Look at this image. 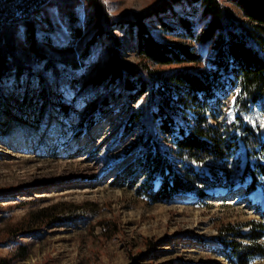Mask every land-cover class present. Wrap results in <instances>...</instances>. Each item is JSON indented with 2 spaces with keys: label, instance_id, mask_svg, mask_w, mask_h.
Returning <instances> with one entry per match:
<instances>
[{
  "label": "trees",
  "instance_id": "1",
  "mask_svg": "<svg viewBox=\"0 0 264 264\" xmlns=\"http://www.w3.org/2000/svg\"><path fill=\"white\" fill-rule=\"evenodd\" d=\"M84 3L88 16L81 22L74 0H45L37 11L49 34L38 36L30 18L0 30V102L24 115L42 107L50 94L60 98L59 88L78 98L93 87L106 92L96 112L125 95L130 122L140 129L131 150L149 179L152 200L180 194L201 199L207 189L231 192L238 184L246 195L258 188L264 193V0H155L144 10L122 14L107 12L101 0ZM53 8L66 29L60 43L51 36ZM20 25L26 50L17 45ZM156 29L179 40H159ZM98 45L104 49L103 66L84 81ZM232 99L235 120H218ZM71 208L59 203L36 209L18 224L1 226L0 238L34 234L72 216ZM244 226L248 232L235 230L232 240L219 230L224 255L237 264L264 256V211ZM27 255V246L20 245L0 264Z\"/></svg>",
  "mask_w": 264,
  "mask_h": 264
},
{
  "label": "rangeland",
  "instance_id": "2",
  "mask_svg": "<svg viewBox=\"0 0 264 264\" xmlns=\"http://www.w3.org/2000/svg\"><path fill=\"white\" fill-rule=\"evenodd\" d=\"M74 1L84 22V0ZM101 1L107 12L122 14L144 10L155 0ZM50 16L51 36L60 43L64 22L55 8ZM33 20L38 36L49 34L39 12ZM158 30L154 34L159 40H179ZM16 35L18 47L26 50L24 26ZM123 56L134 61L127 51ZM104 59V49L96 46L90 59L94 66L84 81L100 70ZM59 92L60 98L50 94L42 107L24 115L0 102V227L59 203L73 207V214L34 234L1 237L0 258H9L25 245L27 257L11 264H237L224 255L219 230L226 233L225 240H232L235 230L248 232L244 225L259 220L264 211V203L251 197L260 188L246 195L238 184L231 192L207 189L201 199L180 194L154 201L148 195L149 179L131 150L140 129L130 122L125 95L93 112L106 94L102 89L87 88L78 98L67 87ZM62 106L69 109L62 111ZM224 116L235 120L234 99L222 108L218 120ZM208 121L215 123L209 115ZM239 160L244 167V146ZM158 187L155 182L153 189ZM231 227L234 230L227 233ZM247 264H264V256Z\"/></svg>",
  "mask_w": 264,
  "mask_h": 264
},
{
  "label": "built area",
  "instance_id": "3",
  "mask_svg": "<svg viewBox=\"0 0 264 264\" xmlns=\"http://www.w3.org/2000/svg\"><path fill=\"white\" fill-rule=\"evenodd\" d=\"M40 0H0V30L9 24V19L20 13H28V7Z\"/></svg>",
  "mask_w": 264,
  "mask_h": 264
},
{
  "label": "bare ground",
  "instance_id": "4",
  "mask_svg": "<svg viewBox=\"0 0 264 264\" xmlns=\"http://www.w3.org/2000/svg\"><path fill=\"white\" fill-rule=\"evenodd\" d=\"M44 2L45 0H40L36 2L35 5H31L30 7H28V13H20L10 18L9 24L13 21H21V20H25L28 18L35 19L38 14L37 10L39 9L40 6L43 5ZM251 197L253 200H260L262 203H264V193H262L260 189L257 192L253 193Z\"/></svg>",
  "mask_w": 264,
  "mask_h": 264
}]
</instances>
